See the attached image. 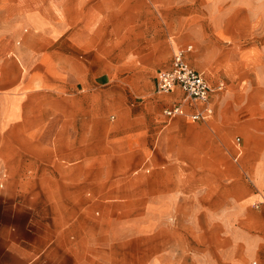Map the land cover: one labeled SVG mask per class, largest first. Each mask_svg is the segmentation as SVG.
<instances>
[{"label":"rangeland","instance_id":"374dc122","mask_svg":"<svg viewBox=\"0 0 264 264\" xmlns=\"http://www.w3.org/2000/svg\"><path fill=\"white\" fill-rule=\"evenodd\" d=\"M106 1L107 16L94 9L91 15L72 17L77 30L70 36L76 43H33L32 48L39 61L31 68L33 83L27 91L42 92L43 105L35 116L42 119V126L28 128V137L31 142L40 137L42 150L53 157L52 165L70 170L69 176L59 177L64 184L70 183V190L88 185L86 193L69 206L37 202L25 209L28 246L42 235V247L53 248L60 264H74L69 252L75 249L70 248L75 232L85 229L91 240L97 236L96 225L85 222H97L102 216L104 208L98 199L116 185L129 189L143 183L157 167L147 159L161 141L193 155L200 151L195 134L201 126L203 156L200 161H188L186 167L209 168L218 163L209 155L207 123L165 116L162 111L179 99L167 101V95L153 92V76L169 67L173 52L191 46L186 54L189 67L201 72L213 88L209 94L212 114L206 121L219 119V113L237 128L227 141L231 153H243L240 107L253 102L252 98L258 101V96L245 93L243 74L264 69V0H123L119 9L115 0ZM44 18L68 22L67 16ZM100 20L105 23L101 30ZM24 73L18 67L17 76L22 78ZM218 82L221 90L215 89ZM235 137L240 138L238 146L232 143ZM61 189L56 188V195ZM230 233L235 242L233 256L222 257L219 264L264 260V218L245 216L230 226ZM218 234L226 233L219 228Z\"/></svg>","mask_w":264,"mask_h":264},{"label":"crops","instance_id":"0c3cea01","mask_svg":"<svg viewBox=\"0 0 264 264\" xmlns=\"http://www.w3.org/2000/svg\"><path fill=\"white\" fill-rule=\"evenodd\" d=\"M115 1L119 9L123 0ZM106 5V0H0V264H60L53 248L42 247V235H36L33 246H28L25 209L37 202L69 206L86 193L88 185L70 190V183L59 179L64 173L69 176L70 170L52 165L53 157L42 150L40 137L33 142L28 137V128L42 126V119L35 116L43 105L42 92L27 91L33 83L31 68L39 61L32 48L33 43H76L70 36L77 30L72 17L91 15L94 9L107 16ZM46 16H67L68 22H49ZM104 24L100 20L99 30ZM188 52L184 54L186 62ZM18 67L26 71L22 78L17 76ZM243 76L247 80L245 93L258 96L257 102L252 98L253 102L240 107L243 137L241 141L233 138L232 143L238 146L240 141L243 153L227 149V141L237 129L231 121L222 120L219 113V119L206 121L212 114L209 103L211 114L196 121L211 129L209 155L218 163L209 168L186 167L188 161H200L203 156L201 126L195 134L200 151L193 155L161 141L147 159L157 167L143 183L129 189L116 185L98 199L104 208L102 216L97 222H85L96 225L95 239H88L85 229L72 235L70 248L75 249L69 253L74 264H219L222 257L233 256L230 226L249 215L264 218V98L260 97L264 95V69L257 67L252 75ZM165 95L167 101L179 99L176 105L186 115L201 109L199 103H184L176 87ZM58 186L62 188L59 196L54 192ZM94 192L97 199L100 190ZM219 228L225 231L224 236L219 237ZM252 264H264V260Z\"/></svg>","mask_w":264,"mask_h":264},{"label":"built area","instance_id":"2783aa9c","mask_svg":"<svg viewBox=\"0 0 264 264\" xmlns=\"http://www.w3.org/2000/svg\"><path fill=\"white\" fill-rule=\"evenodd\" d=\"M190 50V46L175 52L171 58L170 68L159 71L154 77V92L157 95H165L174 87L182 94L184 103H199L201 109L193 114L186 115L179 105L171 106L162 112L165 116H187L191 121L202 120L211 114L209 94L211 92L205 79L195 70L189 67L184 59V54ZM222 84L217 85L220 90ZM235 141H238L236 138Z\"/></svg>","mask_w":264,"mask_h":264}]
</instances>
